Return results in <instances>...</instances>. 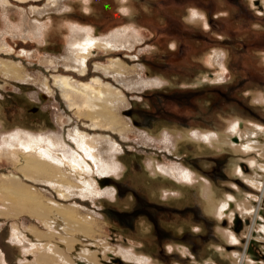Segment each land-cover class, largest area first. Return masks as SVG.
Returning a JSON list of instances; mask_svg holds the SVG:
<instances>
[{
    "label": "rangeland",
    "instance_id": "rangeland-1",
    "mask_svg": "<svg viewBox=\"0 0 264 264\" xmlns=\"http://www.w3.org/2000/svg\"><path fill=\"white\" fill-rule=\"evenodd\" d=\"M49 1L22 4L10 0L13 8L9 11L0 4V32L5 33L3 39L0 38L5 41L4 46L0 42V57L19 62L28 76L15 81L0 75L3 123L0 143L3 136L22 129L36 134H61L70 144L67 130L76 124L85 129L80 124L83 121L74 120L71 126L63 128L57 122L60 115L65 122V116L70 113L50 78L52 74L76 76L67 71L63 63L50 62V59L62 60L67 56L71 24L92 27L98 36L134 25L144 38L132 52L94 48L86 62V80L95 75L92 73L95 62L106 64L109 58L117 56L128 60L126 63L141 74L143 81L156 78L160 84L141 90L122 87L127 106L120 110V116L136 133L127 131L123 140L112 135L121 144L123 151L118 158L123 168L120 174L109 175L110 185L101 186L97 181L102 188L116 187L112 197L82 198L71 192L67 201H61L53 185L20 175L11 149L8 154H0V174L14 173L20 176L24 188L45 198L44 201L75 204L81 215L91 217L94 237L105 249L88 240L77 244L73 252L84 245L96 249L103 256L100 264H154L138 262L131 255L132 260L123 259L120 254L133 250L159 264H239L242 254L245 250L248 252L251 245L245 248L252 219L247 217L246 222L236 226L233 217L230 223L229 211L234 209L240 214L234 205L219 219L202 194L201 181L206 179L210 183L215 202L226 194L240 200L253 196L256 206L259 193L248 185L238 190L234 184L237 178L232 172L234 163L248 166L246 158L223 141L207 145L184 136L195 131L224 136L229 122L253 123L264 128V0H88L86 8L82 7L86 0H66L71 7L62 13L41 17L32 12L31 5L42 7ZM124 6L132 7L131 11H123ZM193 9L203 12L205 17L190 19L189 11ZM21 13L29 17L28 26L34 20L46 22L48 32L44 30L42 39L10 35L12 26L9 29L8 19L12 25H18ZM214 50H223L225 65L221 79L215 78L218 69L206 62V57ZM44 77L48 90L43 86ZM105 81L118 86L112 78ZM258 93L263 95V101L258 100ZM142 133L148 137L146 142L141 138ZM165 133L173 139L168 148L163 141ZM156 164L181 165L198 174L201 181L179 182L169 175L154 172L152 168H156ZM0 210H5L2 203ZM13 226L22 233L26 244L12 241ZM30 227L47 231L28 214L0 215V263L34 264L33 254L25 250L27 244L30 247L36 242L28 230ZM229 228L240 240L238 243L224 239L222 231ZM179 246L184 247V251L181 252ZM262 246L264 244L252 248L262 254ZM251 252L248 254L255 253ZM235 254H239V260L233 263ZM258 261L263 264L264 256Z\"/></svg>",
    "mask_w": 264,
    "mask_h": 264
},
{
    "label": "bare ground",
    "instance_id": "bare-ground-1",
    "mask_svg": "<svg viewBox=\"0 0 264 264\" xmlns=\"http://www.w3.org/2000/svg\"><path fill=\"white\" fill-rule=\"evenodd\" d=\"M9 1L0 0L1 7L6 11L13 8H11L12 4ZM14 1L24 4L30 1L35 3L40 0ZM88 2V0L82 2V7L86 8L89 6ZM31 6L32 12L41 17L49 16L50 13L55 12L62 13L71 7L66 0H51L42 7ZM131 9L132 7L128 6L123 8V11L128 12ZM5 13L4 15H6ZM21 15V23L18 25H12L8 19L9 29L12 26V29H10L11 33H9L10 35L13 34V37L42 39L43 33L46 30L48 32V27L47 29L45 27L46 22L34 20L28 26L29 17L24 13H21ZM204 17L205 14L199 10L193 9L189 11V18L192 20H201ZM68 29L70 35L67 40V56L62 60L55 59L51 61L50 59L51 63H63L67 71H72L76 74L74 77L70 76L71 74L50 75L52 86L58 91L61 101L70 113V115L65 116V122L61 120L62 115L57 118V122L63 128V126H71L74 120L77 122L83 121L80 123L81 127L91 133L81 129L76 124L73 128L67 130V137L71 139L70 144H68L65 137L61 134L58 136L54 133L36 134L17 129L5 138L3 136L2 143H0V154L7 153L11 149L16 156L12 157L15 160L14 162L18 164L16 166L20 171V175L27 180L46 181L53 185L61 201H67L71 196V192L77 193L82 198L87 196H113L116 187L112 186L113 188L108 187V189L107 187H101L105 184L110 185L112 180L109 179V175H118L123 168L118 158L123 150L121 144L112 135H118L123 140L127 131H133L120 116V110L127 106L122 87H132L134 90H141L145 86L159 85L160 82L156 78L143 81L141 74L137 73L133 66L131 68L126 63L128 60L117 56L109 58L106 64L95 62L92 70L95 75L86 80L88 75L86 62L92 56V50L95 48L105 51H121V49L130 52L134 51L138 43L144 40L136 26L130 25L119 28L107 36L95 35L92 27L81 26L77 23L69 25ZM3 34L5 33L0 32V38L2 39ZM0 42L1 46H4L5 41L0 40ZM222 51L214 50L206 57V62L218 69L216 79L222 78V69L225 65L222 62ZM136 58L138 57L136 56ZM24 73L19 62L0 57L1 76L9 80L18 81L28 78ZM98 73L102 74L104 78ZM105 78H112L118 86L105 81ZM43 86L45 89L48 88L45 77L43 78ZM258 97L259 101H263L262 94L258 93ZM1 120L0 118V129L3 127ZM227 130L228 132L224 136L218 133L195 131L191 135L185 134L184 137L189 136L194 141L204 142L207 145L223 141L231 145L235 152L241 153V156L246 158L248 166L240 162L234 163L232 172L237 175L234 184L238 190L240 186L246 187V185L254 188L252 191L256 190L255 192L259 193L256 206L253 205V201H255H252L253 196L240 200L235 196L226 194L220 201L215 202L212 198L213 191L210 183L206 179L201 181L198 174L181 165L156 164V168L152 169L154 172L164 176L165 174L169 175L179 182L192 183L199 179L202 185V194L207 198V202L211 204L210 209L215 212L219 219L225 216L233 205L240 214H236L234 209L229 211L227 214L230 223L235 217L236 226H238L243 224L244 221L246 222L247 217H251V227L247 232L245 248L249 244L251 245L248 252L245 250L242 254L239 264H261L259 261L256 262V260L263 259L264 249H260L262 250V254H260L252 246L256 248L260 244H264V128L253 123L229 122ZM98 131L107 132L108 134L99 133ZM142 134L141 138L146 142L148 137L146 134ZM163 141L165 147L168 148L173 139L168 133H165ZM152 164L151 166H154ZM246 171H249L250 174H244ZM97 181L101 183L100 187ZM22 183L20 176L14 173L0 174V203L5 207V210H0V215L18 216L20 214H28L46 228L47 231H41L37 227L28 229L36 242H33L30 247L27 244L25 250L26 253L33 254L34 264H100L99 260L103 256L99 255L96 249L93 250L84 245L73 252L77 244L88 240L93 245L105 249V245L94 237L95 226L93 219L87 215H81L78 210L79 207L75 204L66 205L57 203L55 202L56 200L53 201L52 199V201H44L45 198L43 200L37 193L24 188ZM232 200L233 202H231ZM15 228L13 226L12 241L20 245L26 244L22 233L17 232ZM222 235L229 243L236 244V242L240 241L230 228L222 231ZM178 249L181 252L184 251V247L179 246ZM251 251L255 253L249 255L252 254ZM121 252L123 259H131L129 257L131 255L138 262L159 264L153 262L149 256L138 254L136 250ZM237 256L239 254H235V259L232 260L233 263L236 259L239 260ZM0 264H4V262L1 261Z\"/></svg>",
    "mask_w": 264,
    "mask_h": 264
},
{
    "label": "flooded vegetation",
    "instance_id": "flooded-vegetation-1",
    "mask_svg": "<svg viewBox=\"0 0 264 264\" xmlns=\"http://www.w3.org/2000/svg\"><path fill=\"white\" fill-rule=\"evenodd\" d=\"M243 162H244V161H243ZM235 224H236V222H235ZM239 228H241V227H239ZM239 228H238V229H239ZM258 251H259V250H258Z\"/></svg>",
    "mask_w": 264,
    "mask_h": 264
},
{
    "label": "crops",
    "instance_id": "crops-1",
    "mask_svg": "<svg viewBox=\"0 0 264 264\" xmlns=\"http://www.w3.org/2000/svg\"><path fill=\"white\" fill-rule=\"evenodd\" d=\"M5 21V20H4Z\"/></svg>",
    "mask_w": 264,
    "mask_h": 264
}]
</instances>
